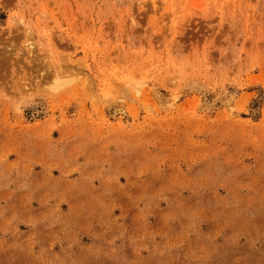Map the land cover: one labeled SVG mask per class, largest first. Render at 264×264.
<instances>
[{
    "label": "rangeland",
    "instance_id": "obj_1",
    "mask_svg": "<svg viewBox=\"0 0 264 264\" xmlns=\"http://www.w3.org/2000/svg\"><path fill=\"white\" fill-rule=\"evenodd\" d=\"M0 264H264V0H0Z\"/></svg>",
    "mask_w": 264,
    "mask_h": 264
}]
</instances>
